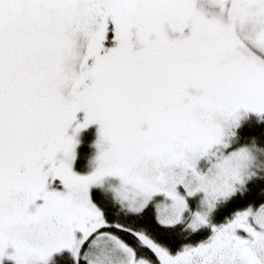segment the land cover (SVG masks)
Masks as SVG:
<instances>
[{"label": "snow or ice", "instance_id": "1", "mask_svg": "<svg viewBox=\"0 0 264 264\" xmlns=\"http://www.w3.org/2000/svg\"><path fill=\"white\" fill-rule=\"evenodd\" d=\"M0 264H264V0H0Z\"/></svg>", "mask_w": 264, "mask_h": 264}, {"label": "rangeland", "instance_id": "2", "mask_svg": "<svg viewBox=\"0 0 264 264\" xmlns=\"http://www.w3.org/2000/svg\"><path fill=\"white\" fill-rule=\"evenodd\" d=\"M93 128H94V126L90 127V129L87 130L88 133H86V131L84 132L83 139H84V137H86V138L89 137V140L92 138V130H93Z\"/></svg>", "mask_w": 264, "mask_h": 264}, {"label": "trees", "instance_id": "3", "mask_svg": "<svg viewBox=\"0 0 264 264\" xmlns=\"http://www.w3.org/2000/svg\"><path fill=\"white\" fill-rule=\"evenodd\" d=\"M86 133H88L87 131H86ZM89 140V137H84V141H85V143L84 144H82L81 145V150L82 151H87V141Z\"/></svg>", "mask_w": 264, "mask_h": 264}]
</instances>
